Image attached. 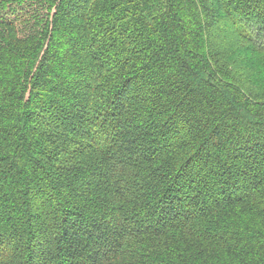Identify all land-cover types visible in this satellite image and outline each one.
Listing matches in <instances>:
<instances>
[{"label": "trees", "instance_id": "16d2710c", "mask_svg": "<svg viewBox=\"0 0 264 264\" xmlns=\"http://www.w3.org/2000/svg\"><path fill=\"white\" fill-rule=\"evenodd\" d=\"M0 264H264V0H0Z\"/></svg>", "mask_w": 264, "mask_h": 264}]
</instances>
